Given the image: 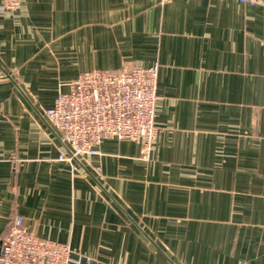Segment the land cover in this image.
Returning a JSON list of instances; mask_svg holds the SVG:
<instances>
[{
  "label": "crops",
  "instance_id": "crops-1",
  "mask_svg": "<svg viewBox=\"0 0 264 264\" xmlns=\"http://www.w3.org/2000/svg\"><path fill=\"white\" fill-rule=\"evenodd\" d=\"M4 0H0V6ZM159 65L158 134L78 169L47 118L81 72ZM21 215L79 264H264V7L21 0L0 10V238Z\"/></svg>",
  "mask_w": 264,
  "mask_h": 264
},
{
  "label": "built area",
  "instance_id": "built-area-1",
  "mask_svg": "<svg viewBox=\"0 0 264 264\" xmlns=\"http://www.w3.org/2000/svg\"><path fill=\"white\" fill-rule=\"evenodd\" d=\"M264 7V0H239ZM21 0H4L0 10ZM159 65L128 66L120 71L93 69L81 72L68 91H60L47 118L59 129L67 151L58 159L78 169L79 157L95 155L104 139L142 142L147 154L158 134ZM68 243L46 239L30 231L17 215L0 238V264H79Z\"/></svg>",
  "mask_w": 264,
  "mask_h": 264
}]
</instances>
